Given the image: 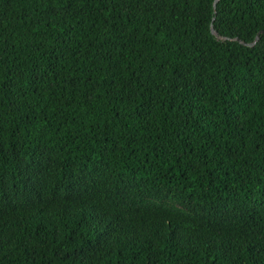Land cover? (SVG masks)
Wrapping results in <instances>:
<instances>
[{"label": "trees", "instance_id": "trees-1", "mask_svg": "<svg viewBox=\"0 0 264 264\" xmlns=\"http://www.w3.org/2000/svg\"><path fill=\"white\" fill-rule=\"evenodd\" d=\"M0 264H264V0H0Z\"/></svg>", "mask_w": 264, "mask_h": 264}, {"label": "water", "instance_id": "water-1", "mask_svg": "<svg viewBox=\"0 0 264 264\" xmlns=\"http://www.w3.org/2000/svg\"><path fill=\"white\" fill-rule=\"evenodd\" d=\"M216 0H213V6H214V2H215Z\"/></svg>", "mask_w": 264, "mask_h": 264}]
</instances>
